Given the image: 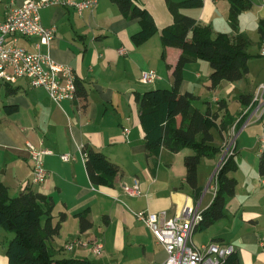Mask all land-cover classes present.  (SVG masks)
Segmentation results:
<instances>
[{"label":"crops","instance_id":"crops-1","mask_svg":"<svg viewBox=\"0 0 264 264\" xmlns=\"http://www.w3.org/2000/svg\"><path fill=\"white\" fill-rule=\"evenodd\" d=\"M9 1L0 0V11ZM134 1L151 13L160 30L175 22L167 0ZM182 1L171 0L174 3ZM202 1L200 7L179 4L174 7L180 14L209 25L214 35L226 30L229 2ZM258 5L263 13L261 21H264V4L259 0ZM41 16L44 25L57 27L48 53L58 63L74 69L78 97L56 103L45 88L32 86L27 78L14 84L0 83V88L1 85L5 88V99L2 98L0 105V182L9 190L19 187L21 193L31 189L53 200V223L61 224L59 234L48 241L55 258H84L94 264H160L167 259L168 252L151 229L137 219L136 213L146 210L165 212L166 218H172L182 214L185 207L193 206L201 212L211 204L216 190L209 182L228 147L226 145L235 140L233 153L236 155L239 153L238 135L250 125L262 123L264 126V114L259 117L255 113L258 101L254 102L264 81L241 95L243 108L237 116L227 113L232 119L228 129L221 133L223 151L209 158L212 173L207 184L203 183L198 171L203 192L196 201L186 191L184 164L185 156L193 154L194 150L184 148L172 152L163 146L159 155H152L146 146L140 104L136 98L148 90L173 86L174 70L182 48L167 46L163 58L160 33L136 46L132 35L140 30L139 20L124 17L112 0H99L93 10L87 9L83 15L74 7L53 5L42 9ZM237 33L244 32L236 30L232 37ZM262 37L260 32L259 50ZM38 40L37 37H23L20 44L34 50ZM200 60L203 59H195L186 65L180 86L182 94L190 92L194 95L196 108H199L196 103L204 100L205 87L209 92L217 88L211 87V80L205 82L202 79L198 68H207V65ZM144 70L157 73L155 82L140 81ZM238 88L243 91V84L239 83ZM82 90L85 95L81 97L79 92ZM243 95L249 97L243 98ZM205 100L210 103L213 99L208 96ZM214 100L219 103V108L220 104L225 106L222 113L227 112V104L222 98L215 97ZM5 105H17L18 109L9 113ZM222 118L219 116L218 121ZM28 143L51 151L43 157L49 175L41 184L33 182L34 162ZM86 144L103 152L119 166L120 173L114 186L91 182L82 153ZM261 146H257L258 153L249 175L229 174L238 184L236 194L227 199L226 216L207 230L194 231L192 235L197 246L210 242L233 244L241 264H264V175L259 172L264 148ZM65 153L72 159L62 160L61 154ZM135 180L141 188L139 196L129 195L123 189L124 183L133 184ZM209 190L212 196L202 206ZM86 209L90 210L91 226L82 230L76 214ZM62 215H65L63 219ZM0 235L11 236L3 229H0ZM72 240L86 244L66 249L65 245ZM96 240L103 244L102 255L93 250ZM6 250L0 252V264H8Z\"/></svg>","mask_w":264,"mask_h":264},{"label":"trees","instance_id":"trees-1","mask_svg":"<svg viewBox=\"0 0 264 264\" xmlns=\"http://www.w3.org/2000/svg\"><path fill=\"white\" fill-rule=\"evenodd\" d=\"M112 1L118 5L124 17L139 20L140 30L132 35L136 46L160 33L163 58L167 46L182 48L183 52L174 70L173 86L148 90L138 94L136 98L140 104V120L146 133V146L152 155H159L163 146L172 152H179L184 148L194 150L193 154L184 158L187 169L186 191L198 201L203 192L198 181L199 166L202 158H212L223 151V145L214 144L213 130L218 129L220 133L226 130L223 118L227 116V112L223 113L222 121L219 122L218 112H213L210 108L206 112L196 108L193 104L194 95L180 92L183 70L188 63L200 58L210 63L212 88L224 80H241L249 72L250 39L245 33H237L235 37L220 33L215 38L209 25L180 14L174 7L176 4L200 7L203 5L202 0H184L180 3L167 0L175 22L161 30L151 13L134 0ZM229 3V22L237 30V16L242 10L250 8L253 0H229ZM260 32L264 34V21H261ZM79 95H85L83 90ZM4 107L9 113L18 109L17 105ZM224 109L225 106L220 104V110ZM82 153L91 182L95 185L114 186L120 173L119 166L91 145H84ZM234 157L235 152L227 156L220 166L213 181L217 185V191L211 204L201 211L202 218L196 223L195 231H205L226 216L227 199L236 194L238 184L236 178L229 175L237 167ZM259 172L264 175V152L260 156ZM53 209L54 202L46 195L26 189L17 196H10L8 187L0 182V229L15 233L6 250L8 264H94L84 258H55L48 241L59 234L61 224L53 223ZM89 212L86 209L76 214L80 218L82 230L91 226ZM64 217L65 215L61 216L62 219ZM224 264H241L237 252L228 255Z\"/></svg>","mask_w":264,"mask_h":264},{"label":"built area","instance_id":"built-area-1","mask_svg":"<svg viewBox=\"0 0 264 264\" xmlns=\"http://www.w3.org/2000/svg\"><path fill=\"white\" fill-rule=\"evenodd\" d=\"M264 4V0H260ZM99 0H10L3 11H0V81L17 83L27 78L32 86L45 88L50 97L60 103L63 100H75L78 97L77 76L74 69L55 61L51 55L42 52V46H47L55 39L57 27L46 26L42 22L41 10L53 5L74 7L80 15L85 10H93ZM37 37L35 49L30 50L20 44V38ZM124 52V49L120 50ZM260 54L264 56V34L260 45ZM158 75L154 70H144L140 77L143 83H153ZM258 101L255 110L259 117L264 114V84L255 95ZM264 148V138L261 139ZM31 158L34 162L33 182L41 184L48 178L49 172L44 166L43 157L50 150L37 148L28 143ZM61 159L69 161V153L61 154ZM123 189L132 196L141 195L139 181L133 184L124 183ZM217 191V189H216ZM215 191V192H216ZM137 219L145 223L168 252L167 259L160 264H224L228 255L236 251L233 244L210 242L197 246L192 241L196 223L202 218L201 212L193 206L184 208V212L172 218H166L164 213L140 211ZM81 244L75 240L65 245L66 249H74ZM93 250L102 255L103 244L93 242Z\"/></svg>","mask_w":264,"mask_h":264},{"label":"rangeland","instance_id":"rangeland-1","mask_svg":"<svg viewBox=\"0 0 264 264\" xmlns=\"http://www.w3.org/2000/svg\"><path fill=\"white\" fill-rule=\"evenodd\" d=\"M3 2H6V0H3ZM229 0H222L223 4L228 3ZM1 4V2H0ZM230 4V3H229ZM259 0H253V4L250 8H246L242 10V12L237 16V32H244L248 35L249 39L251 40V43L248 47V53L250 54V58L248 60V66H249V72L248 74L242 79V81H222L219 85H217L216 90L213 92H209L208 88L205 87V94L203 95L204 100L199 101L196 103L199 108H210L213 112H218L221 117H223V113L219 108V103L214 100L215 97L222 98L224 102L227 104V113L232 116H237L238 113L242 110V102H241V95L248 93L249 90H254L261 82L264 81V56L260 54L259 50V40H260V25L261 20L263 19V13L260 11L261 8L259 7ZM98 5V4H97ZM96 5V6H97ZM230 14V12H229ZM229 16V15H228ZM236 30L233 28L231 23H228V28L226 30L217 31L213 37H218L221 35L220 33L224 35H228L230 37L233 36V33H235ZM42 52L47 53L48 47L42 46ZM204 64L207 65V68H198V71L201 73L202 79L205 80V82H209L210 74L212 71V68L210 66V63L206 60H200ZM0 83L3 84L2 81ZM239 83L243 84V91L239 90L238 85ZM233 84V85H232ZM35 87V86H34ZM211 97L213 100H209L210 103H208L205 98ZM2 98L5 99V88L3 85H1L0 88V105L2 102ZM207 109H204V112H206ZM226 116L225 122V129L227 130L232 117L230 115ZM231 118V119H230ZM227 123V124H226ZM214 133V144L217 146H220L222 144V135L218 129L213 130ZM239 153L235 155V163H236V169L231 171V173H237L238 175H242L245 173L246 175L250 174L251 166L256 160L257 156V146L261 145V139L264 138V126L262 123L256 124V125H250L247 128H245L239 135ZM237 139V140H238ZM235 140L231 142L228 146V153L226 155L229 156L233 153L235 144ZM210 163L209 158L204 157L202 159V162L199 166V174L201 179L203 180V183L207 184L208 180L211 176L212 170H210ZM2 170V169H1ZM0 170V171H1ZM216 177V175H215ZM214 177V178H215ZM213 178V181H214ZM211 182V185L214 184V190L217 189V185L214 182ZM212 191L209 190L205 200L202 203V206H204L208 199L212 196ZM10 196H17L19 194V187L17 189L9 190ZM7 231L11 236L6 237L4 235H0V252H3L5 248H7V245L9 244L10 240L13 238L12 235H15L13 231L10 230H4ZM203 232V231H202ZM199 239H202V236H198ZM75 241V240H74ZM70 243L73 242L69 241ZM1 246L3 248H1ZM164 262V261H163ZM161 262V263H163Z\"/></svg>","mask_w":264,"mask_h":264},{"label":"water","instance_id":"water-1","mask_svg":"<svg viewBox=\"0 0 264 264\" xmlns=\"http://www.w3.org/2000/svg\"><path fill=\"white\" fill-rule=\"evenodd\" d=\"M227 153H228V148L224 151L222 157L220 158V160H219V162H218V164H217V166H216V168H215V170H214V172H213V174H212V177H211V179H210L209 184L212 182L213 178H214L215 175L217 174V172H218L220 166L222 165L224 159L226 158Z\"/></svg>","mask_w":264,"mask_h":264}]
</instances>
